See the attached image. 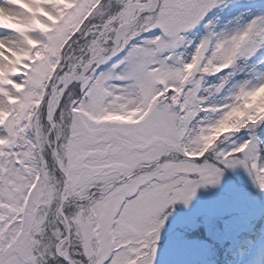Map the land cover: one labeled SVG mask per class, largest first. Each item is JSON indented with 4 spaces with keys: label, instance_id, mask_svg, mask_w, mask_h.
<instances>
[{
    "label": "snow or ice",
    "instance_id": "snow-or-ice-1",
    "mask_svg": "<svg viewBox=\"0 0 264 264\" xmlns=\"http://www.w3.org/2000/svg\"><path fill=\"white\" fill-rule=\"evenodd\" d=\"M218 3L0 0V264H154L169 209L226 169L264 190L255 137L222 147L264 125V75L200 96L264 49V16L175 55Z\"/></svg>",
    "mask_w": 264,
    "mask_h": 264
},
{
    "label": "rangeland",
    "instance_id": "rangeland-1",
    "mask_svg": "<svg viewBox=\"0 0 264 264\" xmlns=\"http://www.w3.org/2000/svg\"><path fill=\"white\" fill-rule=\"evenodd\" d=\"M260 2L264 6V0H219L218 5L211 9L197 26L184 34L185 40L175 50V55L177 57L183 56L184 58L186 56V59H190L205 36L226 35L235 32L244 27L253 18L264 16L263 7L255 9L248 14L244 12L237 15L233 14L232 10H229L230 7L238 4ZM216 8L219 9L218 12H216ZM221 13L229 14L228 18L225 20L215 18ZM124 55L125 53L119 54L98 71H108L111 65L122 59ZM247 60L253 65V70L251 78L246 80H254L256 77L264 75V49L258 51L251 58H247ZM234 66L233 68H235ZM228 70L206 75L201 85L200 96L206 98L207 101V94H209L210 89L221 83L225 77L229 79V76H226L229 75ZM263 129L264 126L262 125L255 130H241L232 140H227V149H231L249 138L255 137L254 143L257 145V150L264 157L260 146L261 139H264L262 135ZM229 169L236 172L243 181L252 183L254 188L238 186L234 179L224 172L220 184L201 187L187 206L180 202L170 208V215H168L167 221L160 232L154 264H197L199 261L204 264H223V261L216 260L215 253L219 251V248L217 249L214 244H211L207 236H211V234L213 236L221 235V229L216 226L218 220L214 218L224 211L240 210L241 215H235L231 218L223 219V221L225 224L243 226H246L247 222L248 226L245 228L250 231L252 224L250 225V222H248L249 218L258 217L264 212V190H260L255 185L243 167ZM202 222H204V225ZM177 225L188 226L189 229L185 227L174 229ZM245 232L233 236L236 238L239 236L244 237ZM234 246V248H238V245ZM244 256L255 264H264V236L259 243L253 244L252 252L244 254Z\"/></svg>",
    "mask_w": 264,
    "mask_h": 264
},
{
    "label": "trees",
    "instance_id": "trees-1",
    "mask_svg": "<svg viewBox=\"0 0 264 264\" xmlns=\"http://www.w3.org/2000/svg\"><path fill=\"white\" fill-rule=\"evenodd\" d=\"M185 59H186V56H185ZM240 65L241 64L238 62L237 66H236L237 69L235 70V73L230 75L232 80H231V78H229L227 84L219 93H215V92L210 91V93L207 95L208 96V99L206 102L207 105H209V106H220V105L226 104L230 101V97H231L234 89L237 87V86H234L235 84L234 85H231V84H233L236 81H237V83H238V81L241 82L250 76L249 72L246 69L244 70L243 68H241ZM202 116H203V114H202ZM236 135H237V133L226 138L222 147L227 149V147H228L227 146V144H228L227 140H232L233 137H235ZM225 145H226V147H225ZM261 150L264 153V144H262ZM244 182L247 183L248 185H250L251 187L254 186L252 183H249L246 181H244ZM235 193H238V192H235ZM224 218H228V217L223 212L222 213V219H224ZM222 219L220 221H222ZM238 227L242 228V225H238ZM258 228H259V225L255 227L256 230ZM241 231H242V229H239L238 234L241 233ZM255 232L256 231L251 232L250 235L251 234L255 235ZM214 245L217 249L219 248L218 253H216V257L221 261H225L226 259L229 260V258L231 256V253H230L231 251H230V247H228L227 245L230 246V243H228V241H226V242L223 241V242H219V243L217 242Z\"/></svg>",
    "mask_w": 264,
    "mask_h": 264
},
{
    "label": "bare ground",
    "instance_id": "bare-ground-1",
    "mask_svg": "<svg viewBox=\"0 0 264 264\" xmlns=\"http://www.w3.org/2000/svg\"><path fill=\"white\" fill-rule=\"evenodd\" d=\"M11 35V33H8L6 30H0V36H8Z\"/></svg>",
    "mask_w": 264,
    "mask_h": 264
}]
</instances>
